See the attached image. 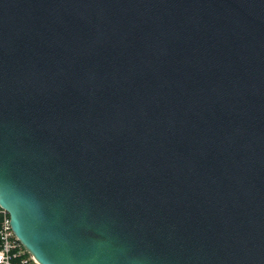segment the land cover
Listing matches in <instances>:
<instances>
[{"label":"water","instance_id":"water-1","mask_svg":"<svg viewBox=\"0 0 264 264\" xmlns=\"http://www.w3.org/2000/svg\"><path fill=\"white\" fill-rule=\"evenodd\" d=\"M0 205L40 264H264V0H0Z\"/></svg>","mask_w":264,"mask_h":264},{"label":"built area","instance_id":"built-area-1","mask_svg":"<svg viewBox=\"0 0 264 264\" xmlns=\"http://www.w3.org/2000/svg\"><path fill=\"white\" fill-rule=\"evenodd\" d=\"M15 235L9 213L0 205V264H40Z\"/></svg>","mask_w":264,"mask_h":264}]
</instances>
